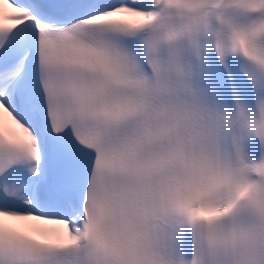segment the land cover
<instances>
[{"label":"snow or ice","instance_id":"obj_1","mask_svg":"<svg viewBox=\"0 0 264 264\" xmlns=\"http://www.w3.org/2000/svg\"><path fill=\"white\" fill-rule=\"evenodd\" d=\"M0 264H264V0H0Z\"/></svg>","mask_w":264,"mask_h":264}]
</instances>
